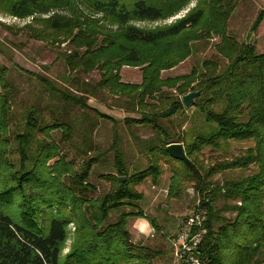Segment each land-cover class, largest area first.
Segmentation results:
<instances>
[{"label": "trees", "instance_id": "obj_1", "mask_svg": "<svg viewBox=\"0 0 264 264\" xmlns=\"http://www.w3.org/2000/svg\"><path fill=\"white\" fill-rule=\"evenodd\" d=\"M191 1L0 0L1 15L31 19L23 28L28 38L64 45L57 58L72 77L62 78L63 88L38 77L45 91L64 105L109 120L87 104L88 97L101 90L125 97L127 103L149 111L123 123L147 126L160 135L159 146L147 150L148 165L134 173L126 170L115 138V171L98 175L109 185L98 193L89 179L101 155L84 156L76 168L52 138L59 131L60 141L69 140L72 126L60 115L45 122L32 109L23 131L13 136L19 156L14 163L8 139L13 98L6 91L7 71L0 66L5 90L0 93V264H154L160 251L133 242L127 223L145 218L137 207L143 193L136 187L147 179L157 185L164 165L170 171L167 197L179 199L190 186L206 210L199 251L207 264H264V52L257 53L254 44L228 33L229 19L241 0H195L187 14L169 25H139L173 17ZM263 17L264 9L252 33ZM215 38L213 49L224 60L222 67L206 59L194 63L188 74L162 77L192 56L198 43ZM124 67L138 68L140 83L122 82ZM94 71L99 74L96 82L78 83ZM68 82L74 89L65 87ZM192 91L200 95L191 108L209 129L170 134L158 120L169 123L183 113L181 98ZM154 101L169 105L153 111ZM170 143L183 145L189 164L167 154ZM242 143L249 145L237 155L230 153L233 144ZM204 149L214 156L207 166L201 162ZM245 171L249 174L242 175ZM113 211L120 214L109 221ZM225 212H232L233 218L223 216ZM150 225L155 222L150 220Z\"/></svg>", "mask_w": 264, "mask_h": 264}, {"label": "rangeland", "instance_id": "obj_2", "mask_svg": "<svg viewBox=\"0 0 264 264\" xmlns=\"http://www.w3.org/2000/svg\"><path fill=\"white\" fill-rule=\"evenodd\" d=\"M195 6V0L186 5L175 16L165 20L153 23H139L144 27H158L169 25L177 19L183 17ZM264 9V0H241L236 5L228 22V33L234 36L240 42L252 41L257 53L264 52V17L256 32L250 31L251 26L260 10ZM30 18L19 20L7 15L0 14V66L6 69V81L9 88L6 89L8 95L12 96L11 111L8 119V139L10 142V159L14 163L19 162V156L16 152V144L13 136L21 133L24 128L25 118L28 111L37 109L41 118L45 122H52L53 118L59 115L64 117L72 126L71 138L65 142L60 141V132L52 133V138L60 145L61 151L67 155V159L72 160L77 168L84 156L91 157L101 155L99 163L93 167L90 175V181L97 187L98 193H104L109 185L98 179L102 173H114V152L111 147L113 141L117 139V146L120 156L128 173H134L144 169L150 162L151 155L147 150L151 146H159L160 135L150 127L143 125H126L124 118H139L145 109H140L135 105L127 103L125 97L108 96L105 90L96 93L95 97H88L87 104L95 108L99 113L111 117L113 120L104 119L88 109L73 108L64 105L56 97H53L38 81V77H44L55 83L56 87L63 88V77H72L64 69L57 55L64 51V45H57L50 41L35 40L28 38L27 31L23 28ZM217 39H212L208 44L206 42L198 43L193 55L184 62L169 71L162 73V77H176L188 74L194 63L203 60H214L223 66L222 60L213 49ZM250 44V45H251ZM121 81L125 83H140V71L134 67H124L120 72ZM99 79L98 72L94 71L86 77H80L78 83L86 81L93 84ZM72 83L65 84L68 89H74ZM0 93H5L0 86ZM170 95L178 96L174 91H167ZM157 107L155 110L162 109L169 105L168 102H153ZM159 125L167 132H204L209 129L202 117L194 114V109L185 108L183 113H178L168 123L166 120H158ZM40 140L42 136L36 135ZM116 138V139H115ZM249 144H233L230 153L237 155ZM208 149L202 151L201 162L207 166L211 162ZM153 158V157H152ZM162 175L157 185H152L147 179L136 187V190L143 193L142 201L137 203V207L142 210L145 218H130L127 228L130 231L131 239L135 243H140L160 251L161 255L154 264H175L171 255V240L178 230L179 224L184 216L193 209L196 203V195L192 188L186 187L181 197L172 200L164 198L162 189L168 188L170 171L168 166L162 168ZM237 172H235L236 175ZM249 174L245 171L242 175ZM227 177H233L228 172ZM218 177V176H216ZM155 186V188H153ZM166 204L167 207H163ZM218 207L222 205L221 201L216 203ZM123 211H130L129 208H123ZM119 211H113L109 215V221H114ZM228 219H232V212L223 213ZM155 222L152 231L147 235L136 229L138 223ZM72 228V226H70ZM139 234V235H137ZM153 235L152 237L150 235ZM146 236V237H145ZM69 241L66 242V249Z\"/></svg>", "mask_w": 264, "mask_h": 264}, {"label": "built area", "instance_id": "obj_3", "mask_svg": "<svg viewBox=\"0 0 264 264\" xmlns=\"http://www.w3.org/2000/svg\"><path fill=\"white\" fill-rule=\"evenodd\" d=\"M161 191L164 194L163 197L167 198L168 189L164 188ZM163 207H167V205L163 204ZM205 217L206 210L200 207L197 200L193 209L181 220L174 239L171 240L175 264H207L201 258L199 251L200 242L206 232L204 228Z\"/></svg>", "mask_w": 264, "mask_h": 264}, {"label": "water", "instance_id": "obj_4", "mask_svg": "<svg viewBox=\"0 0 264 264\" xmlns=\"http://www.w3.org/2000/svg\"><path fill=\"white\" fill-rule=\"evenodd\" d=\"M252 43V41H250V44ZM200 95V91H192L187 93L186 95L182 96L181 101L182 104L185 108H189L192 107L193 103H194V99L196 97H198ZM166 152L167 154L175 159V160H179L182 161L186 164H189V160L185 154L183 145L181 143H170L166 146ZM121 180L124 182L125 178H121Z\"/></svg>", "mask_w": 264, "mask_h": 264}, {"label": "crops", "instance_id": "obj_5", "mask_svg": "<svg viewBox=\"0 0 264 264\" xmlns=\"http://www.w3.org/2000/svg\"><path fill=\"white\" fill-rule=\"evenodd\" d=\"M137 228L140 229V232L143 233L141 236H143L145 233H147V235H148V234H150L152 231L154 232V228H153L151 225L149 226L148 222H146V223H144V222H140V223H138L136 229H137ZM131 234H132V233H131ZM137 235H139V234H137ZM145 237H146V236H145Z\"/></svg>", "mask_w": 264, "mask_h": 264}]
</instances>
